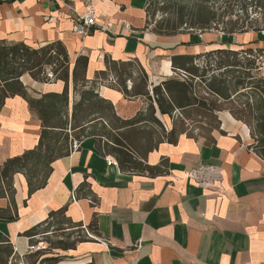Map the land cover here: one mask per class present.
Returning a JSON list of instances; mask_svg holds the SVG:
<instances>
[{"label": "crops", "instance_id": "crops-1", "mask_svg": "<svg viewBox=\"0 0 264 264\" xmlns=\"http://www.w3.org/2000/svg\"><path fill=\"white\" fill-rule=\"evenodd\" d=\"M146 4L147 0H2L0 41L31 46L61 41L66 46L71 61L70 119L72 70L79 56L88 59L87 88L95 83L99 96L113 104L115 115L131 120L145 115L148 103L145 96L127 97L109 85L107 62L139 64L147 76L145 90L152 93L161 82L180 79L172 67L173 56L264 48V31L235 34L232 43L217 31L158 35L146 27ZM89 6L97 9V24L81 38L74 27L78 14ZM197 62L191 65L197 68ZM250 74L259 72L252 68ZM224 75L213 74L215 89L230 99L211 95L225 108L214 112L220 124L209 131L210 140L183 131L171 143L164 139L162 125L147 121L120 130L129 138L135 159L151 166V173L121 169L101 123L91 120L80 138H74L77 147L48 163L44 187L30 194L25 175L15 174L12 194L0 196V247L6 243L1 240H9L13 254L4 253L0 264L33 253V243H42L44 249L51 246L39 260L61 256L59 264H264V155L253 148L259 133L245 122L258 113L259 93L250 87L224 86ZM20 80L35 98L61 93L65 87L62 80L43 83L29 74ZM230 100H245L242 105L250 110L234 116L227 108ZM155 109L170 131V116L162 115L157 103ZM188 113L191 121L200 118L196 106ZM41 131L42 122L25 98H7L0 111V166L34 149ZM71 134L73 138L77 133ZM52 212H57L54 218ZM77 224L96 227V235L76 241ZM34 227L36 234H26ZM63 242L71 246L60 248Z\"/></svg>", "mask_w": 264, "mask_h": 264}, {"label": "trees", "instance_id": "trees-1", "mask_svg": "<svg viewBox=\"0 0 264 264\" xmlns=\"http://www.w3.org/2000/svg\"><path fill=\"white\" fill-rule=\"evenodd\" d=\"M220 3L226 8L224 13L234 14L237 12L235 8H239V11L245 15L244 19L224 21L218 13L217 6ZM146 11V27L151 28L158 35L217 31L223 33V39L232 43L235 34L264 31V16L263 21H260L250 19L249 15L257 12L264 15V0H147ZM157 13H161L162 17L160 20L155 19L153 23L152 17H155ZM261 57H264V48L241 51L217 50L198 56H173L171 58L172 67L180 79L169 78L154 86L152 93L145 90L144 84L147 76L139 64L107 62L109 85L118 88L127 97L145 96L148 103L145 115L142 112L131 120H122L115 115L113 104L96 92L95 83L87 88L88 82L84 77V72L88 59L85 56H79L72 70L74 101L70 119L71 61L66 46L61 41L31 46L24 41L1 40L0 111L7 98L20 95L27 100L31 110L38 115L42 122V131L39 144L34 149L9 158L0 166V196L12 194L13 179L17 173L25 175L30 194L44 187L47 181L48 163L57 157L69 154L71 147L74 148L75 143L78 145L74 138H80L91 120L101 123V129L104 130L103 136L108 139L106 144L113 150V155L117 157L121 169L135 173L146 171L151 173L153 169L151 166L144 165L142 161L135 159L132 146L128 143L129 138L120 130L147 121L162 125L164 139L168 142L176 143L178 134L183 131H187L190 136L196 138L194 135L201 127H195V125L203 123L202 118L208 113H213L215 116L214 112L224 107L223 102H219V97L211 96L214 95L213 93L220 95V90L213 86L215 79L213 74L216 71H223L225 74V79L220 82L224 86L228 84V86L250 87L254 89V92L257 91V94L259 93L258 113L253 121H249H252L251 126L259 133H254L256 145H253V148L259 155H264V74L260 70ZM196 60L199 61L196 63L197 68L191 65H194ZM246 65H251L249 71H245ZM241 68L244 71H237ZM252 68L259 72L258 76H251ZM24 74H29L34 80L43 83L62 80L65 87L61 93H44L35 98L27 92L20 80ZM135 75L136 80L132 81ZM228 77L230 80L227 79ZM194 90L195 92L197 90L196 96L193 94ZM203 90H206V94ZM75 96L78 98L76 99ZM220 96L224 100L230 99V95ZM244 102L245 100L243 102L230 100L227 103H237L238 108L233 110L228 104L227 108L234 116L239 117V113L250 110L248 104L246 108L243 107ZM155 103L162 115L170 116L173 124L170 131H167L166 126L155 116ZM194 106L199 110L200 118L191 121L188 119V111ZM91 117L94 118L90 119ZM214 118L217 120V125L213 128H219L220 121L216 116ZM177 120H181V127H178ZM110 128L115 130L117 135L112 134ZM211 129L209 128V131ZM71 132L77 134L72 138ZM205 135H207L205 139L210 140V136ZM56 213L52 212L50 218H54ZM75 227L77 229L76 241H88L97 232V228L93 229L91 225L77 224ZM35 232L36 227L26 234L32 236L36 234ZM1 241L6 243L0 247V259L4 253L10 257L13 254L11 243L7 239ZM35 244L37 243L31 245ZM68 246L71 244L66 242L60 244V248L65 249ZM49 251L50 249L46 248L27 255L34 259L28 264H59L63 261L61 256H49L39 260L41 256L49 254Z\"/></svg>", "mask_w": 264, "mask_h": 264}, {"label": "rangeland", "instance_id": "rangeland-1", "mask_svg": "<svg viewBox=\"0 0 264 264\" xmlns=\"http://www.w3.org/2000/svg\"><path fill=\"white\" fill-rule=\"evenodd\" d=\"M219 8V14L221 16V18L224 20V21H227L229 19H232V20H236L238 18L240 19H244V14L241 13V11H239V8H235V10L237 12H235L234 14H229V13H224V11H226V8L223 4H218L217 6ZM250 19H259L260 21H263L262 18H263V14H261L260 12H257V13H250ZM162 17L161 13H157L156 16L152 17V20H153V23H154V20L157 19V20H160V18ZM213 39H215V41H220V37L219 36H215L213 37ZM241 39V38H240ZM224 40V39H223ZM229 108L235 110L238 108V104L237 103H230L228 104ZM214 114L213 113H208V115H206V117H203L202 121L203 123H201L200 125L196 124L195 127H201L196 133V135H194L196 138H199V139H205V134H208V131H209V128H213V127H216L217 125V120L214 118ZM201 121V122H202ZM245 122H248L252 124V121H245ZM177 125L178 127H181V120H177ZM204 134V135H203ZM254 145H256V142L254 143ZM47 240V239H46ZM49 245H47V249H49ZM41 249H44L43 248V245H42V248ZM40 249V250H41ZM49 256V255H48ZM32 261H34V259L32 258H29L27 256H24L22 259L20 258L18 261H13L12 264H28V263H31Z\"/></svg>", "mask_w": 264, "mask_h": 264}, {"label": "built area", "instance_id": "built-area-1", "mask_svg": "<svg viewBox=\"0 0 264 264\" xmlns=\"http://www.w3.org/2000/svg\"><path fill=\"white\" fill-rule=\"evenodd\" d=\"M95 24H97V9L93 6H89L85 12L78 14V23L74 27V32L81 38H86L90 35L91 27H93ZM260 61L262 62L260 70L264 71V57H261ZM74 147H77L76 143L74 144ZM191 177L193 179H197L198 175L191 174ZM41 248L42 243L29 246V250L31 252L38 251Z\"/></svg>", "mask_w": 264, "mask_h": 264}]
</instances>
